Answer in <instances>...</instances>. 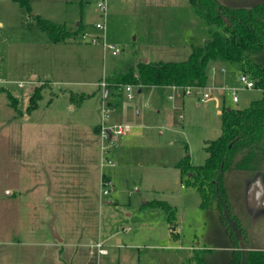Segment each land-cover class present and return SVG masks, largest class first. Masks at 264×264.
<instances>
[{
	"label": "rangeland",
	"instance_id": "374dc122",
	"mask_svg": "<svg viewBox=\"0 0 264 264\" xmlns=\"http://www.w3.org/2000/svg\"><path fill=\"white\" fill-rule=\"evenodd\" d=\"M28 1L29 8L0 0V192L4 183L17 186L5 201L0 194V264H201L200 258L204 264H233L232 251L240 248L241 239L264 246V199L252 205L243 192L247 174L264 180V136L237 152L235 167L225 177L245 231L237 240L222 223L216 205L201 207L199 191L181 179L175 165L184 155L193 164L204 163L206 142L221 131V114L211 100L218 91L201 107L195 94L187 95L184 110L172 113L174 129L163 131L160 144L133 148L128 163L114 157L122 135L111 145L109 156L115 164L98 167V174L85 170L96 172L92 158L69 148L97 119V113L95 120L84 118L83 109L99 106L101 116L104 78L143 58L186 60L192 45L211 38V26L190 1L152 0L146 15L132 13L131 0H120L121 11L110 16L107 11L106 21L97 0ZM143 5L136 7L142 10ZM36 15L80 30L66 40L52 41L38 27ZM97 22L104 27H97ZM94 36L99 42L91 40ZM105 42L121 50L116 53ZM227 64L229 72L240 70L237 63ZM232 84L242 85L235 77ZM38 85L42 96L38 106L28 110ZM138 89L133 86L131 100L123 89H112L114 113L137 117L133 102L141 95ZM170 91L176 95L181 89ZM7 92L18 98L17 109ZM71 93L87 94L75 112L67 107ZM225 93L223 110L244 109L263 97L261 88L241 87L239 102ZM76 117L80 120L74 126L71 120ZM102 169L110 177L105 173L101 178ZM143 198L167 200L173 206L179 237L171 236L166 212L144 205ZM97 243L108 253H100Z\"/></svg>",
	"mask_w": 264,
	"mask_h": 264
},
{
	"label": "trees",
	"instance_id": "16d2710c",
	"mask_svg": "<svg viewBox=\"0 0 264 264\" xmlns=\"http://www.w3.org/2000/svg\"><path fill=\"white\" fill-rule=\"evenodd\" d=\"M29 8L28 0H15ZM195 12L211 26V38L200 45H192L190 56L182 61L139 60L127 70L118 71L104 78L107 88H119L125 84L142 86H205L211 80V66L216 61L237 63L242 72L251 73L258 79L263 97L240 109L226 107L221 113V133L205 145L207 157L202 164H193L188 156L176 163L181 179L197 188L201 195V207L216 205L222 223L237 240L245 234L239 218L233 213L225 182L226 173L235 167L238 151L250 146L264 136V3L251 7H235L218 0H189ZM38 27L52 41L73 37L78 30H71L65 23H57L36 15ZM215 27V28H213ZM87 94L71 93V101L81 103ZM41 87H36L30 97L28 110L37 107ZM17 109L16 100L10 96ZM99 129V127H98ZM146 206L162 208L166 214L173 236L176 214L167 200L153 199ZM245 237V235H244ZM240 248L233 249V264H264V250L250 249L247 256ZM201 264L204 259L200 258Z\"/></svg>",
	"mask_w": 264,
	"mask_h": 264
},
{
	"label": "crops",
	"instance_id": "0c3cea01",
	"mask_svg": "<svg viewBox=\"0 0 264 264\" xmlns=\"http://www.w3.org/2000/svg\"><path fill=\"white\" fill-rule=\"evenodd\" d=\"M105 1L107 4V11H108L109 16L115 13L114 12L115 10L117 11V13L121 11V5H120L121 1L120 0H105ZM218 1L222 4H225L228 6H235V7H251L259 3H264V0H218ZM140 2L144 4L143 5L144 8L142 10L136 7ZM150 2L152 3V0H131V5H132L131 12L135 14H146L147 15L148 9L146 7H149ZM0 24H2V22H0ZM143 60L149 61V58H143ZM214 65H216L217 70L215 72H212L210 83L219 87L216 90L219 93L216 98L211 99V100H215L216 112L221 114L223 112V107H224V106L222 107V104L224 103V101H222L221 97L225 96L226 94L221 89V86L224 84H232L233 78L235 77L236 79H238V76L242 71L240 69L236 73L229 72L228 64L227 62H224V61H216ZM221 67H225L226 70L222 71ZM36 78H37V75L36 74L33 75V79H36ZM36 87H41V96H42V85H38ZM164 88H167L169 92H166ZM144 89L147 90L146 93H143ZM170 90H173L171 86H142V87H139L138 91L141 93V95L138 98L137 102H133V104L136 105V108H137V117H134V116L130 117L129 115H125V114L117 115V112L116 113L113 112L114 114L111 116V119L108 122L109 124L121 123L122 121L127 120L130 123H126V124H129L132 127V129L129 132L123 134L122 135L123 137L121 136L122 138H119L116 141L117 149L115 150L116 152L114 154V157H117V159L118 158L122 159L124 163L125 162L128 163L129 162L128 158H130L129 157L131 155L130 152L133 151V148L140 146V144L146 147H150V146L152 147V146H155L156 144H160L161 137L163 136V131H170L174 129L172 125V121H171L172 113L175 110H184L185 105L188 102H187V99L185 98L187 95L183 96L179 93H177L176 95L174 94V97L170 98V95L172 92ZM111 93H112L111 89L102 87V98H101L102 106H103L105 99L110 100ZM7 95L10 100H11L10 96L14 97V99L16 100V105H18V98L16 96L12 95L11 92H7ZM93 96H95V93L93 94ZM84 100L79 104L80 108H82ZM166 101L168 104H166ZM201 103L202 102L198 100L196 104L198 107H201ZM67 107L72 112H75V110H77L75 109L76 104L71 101V94H70L69 104ZM98 111H99V106H97V110H93L91 108L83 109L82 111L83 117H84V113L86 114L84 118L91 119L93 117L92 119H94L97 113V119L96 120L94 119L95 122H93L91 126L87 124L89 129L84 135L80 136V134H78L71 141V144L69 142L70 144L69 148L71 149L73 153H75L76 155L80 157H84L88 160L92 158L93 165L96 167V172L90 171L91 169L90 170L85 169L86 171H88L87 174L89 175H92L93 173L98 174V167H100V169L101 167H103V166H100L102 165V159L104 157V153L101 150L102 139H101V136L99 134V129H98V127L102 123L103 116H102V111H101V116L98 114ZM179 116L183 117V114L180 113ZM74 119L71 121L73 122V125L75 126L77 125L76 123H78V121L80 120V117H76ZM59 144L61 145L62 142H59ZM242 169L246 170L245 168H242ZM100 173L102 176L101 178H103L105 173L107 174L108 177H110L111 175L103 169L101 170ZM243 182H244L243 192L245 190L244 195H247L249 197V200L252 205L253 203L260 204L261 200L264 199V180L261 177L253 178V176L249 173L243 179ZM140 189L141 188H138V190ZM16 191H17L16 185L14 184L11 185L9 184V182L4 183L3 187L1 188V192H0L2 196V200L5 201L9 199L10 197L14 196ZM228 195L230 199L229 191H228ZM148 201L149 200L143 198L144 205ZM111 202L112 201H109V203ZM230 202H231V206L233 209V213L241 221L240 217L234 212V206H233L231 199H230ZM168 226H169V232L171 236H173L169 223H168ZM175 233L179 237L177 227L175 228ZM56 234L58 235V237H60L59 242H62L63 238L58 233ZM58 237L56 238L58 239ZM118 240L121 241L120 242L121 244L122 239L120 237H117V241ZM246 246L248 250L250 249L264 250V246H260V245L257 246L254 244H249L248 239L246 240Z\"/></svg>",
	"mask_w": 264,
	"mask_h": 264
},
{
	"label": "built area",
	"instance_id": "2783aa9c",
	"mask_svg": "<svg viewBox=\"0 0 264 264\" xmlns=\"http://www.w3.org/2000/svg\"><path fill=\"white\" fill-rule=\"evenodd\" d=\"M97 7L99 10V13L102 17L103 21H106L107 19V4L105 0H97ZM96 26L99 28L104 27V24L102 22H97ZM85 36V35H83ZM96 37V36H94ZM93 42L99 41V39L92 38L91 39ZM107 48L112 49L114 52H119L121 49L119 47H116L115 44L113 43H104ZM217 70L216 65L211 66V71L215 72ZM222 71H225V67H221ZM238 80L240 81L241 86L238 85H233V84H224L221 86V89L224 92L229 93L232 96V99L234 102H239L240 101V96H239V90L241 87L243 88H258L257 86V81L258 79L254 77L251 73H245L241 72L238 76ZM102 87L107 88V82L105 79L101 82ZM133 84H125L120 86L124 90L125 97L127 99H133L134 98V92H133ZM173 90L181 89L180 92H178L181 95H192L195 94L200 102H206L209 98H211L214 94V92L219 88L218 86L209 83L205 86H198V85H188L184 87L180 86H171ZM262 89V88H261ZM263 90V89H262ZM122 94V92H121ZM174 97V93L170 95V98ZM116 105H113L112 102L109 100L105 99L103 103V108H102V116L103 120L102 123L99 126V134L101 136L102 142H101V150L104 153V157L102 159V166L105 165H114L115 162L112 160V158L109 156L111 152V145L113 142L117 140V137L120 135H123L127 132H129L132 127L129 124L126 123H113L109 124V120L111 119L112 113L115 111ZM104 185V184H103ZM104 194L109 193V189H104L103 191ZM97 246L99 248L100 253L106 254L108 253V249L104 248L102 243H97Z\"/></svg>",
	"mask_w": 264,
	"mask_h": 264
},
{
	"label": "water",
	"instance_id": "95a60500",
	"mask_svg": "<svg viewBox=\"0 0 264 264\" xmlns=\"http://www.w3.org/2000/svg\"><path fill=\"white\" fill-rule=\"evenodd\" d=\"M55 236L58 237V235L56 234L55 232ZM58 239H60V237H58ZM240 244H241V249L243 250L244 254H245V257L247 256V253H248V248L244 242L243 239L240 240Z\"/></svg>",
	"mask_w": 264,
	"mask_h": 264
}]
</instances>
